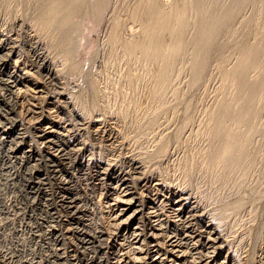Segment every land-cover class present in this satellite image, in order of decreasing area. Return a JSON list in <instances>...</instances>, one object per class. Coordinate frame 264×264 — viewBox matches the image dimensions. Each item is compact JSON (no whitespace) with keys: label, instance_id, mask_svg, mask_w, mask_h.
Returning <instances> with one entry per match:
<instances>
[{"label":"rangeland","instance_id":"1","mask_svg":"<svg viewBox=\"0 0 264 264\" xmlns=\"http://www.w3.org/2000/svg\"><path fill=\"white\" fill-rule=\"evenodd\" d=\"M45 1L0 0V59L5 58L4 65L0 64V264H68L72 260L88 264L96 256L108 264H154V258L146 253L149 240L210 230L209 237L200 236L201 244L189 236L183 250L196 246L203 258L209 252L211 264L221 260L223 264H264V112L252 121L256 130L250 135L240 169L223 171L212 165L209 156L218 144L212 146L207 136L210 113L224 97L235 93L234 87L224 82L222 71L239 59L237 44L264 38V23L260 33L250 30V21L258 9H264V0H237L232 19L219 34L218 47L212 50L199 81L190 82L188 56L184 60L187 65L181 64L184 69L162 95L160 83L154 79L155 67L131 62L122 55L120 41L139 36L141 23L133 21L130 14L141 0H108L101 19L94 22L84 20L83 13L96 0H76L80 8L73 16L65 17L61 11L48 24L42 22L48 11ZM261 18L264 20V15ZM112 32L120 38L118 43L110 41ZM24 69L27 76L22 74ZM124 75L134 79L133 85L125 82ZM9 76L18 86L34 82L42 89V118L57 131L47 137L52 141L50 150L3 86ZM94 79L105 93L101 95L104 100L94 94ZM98 100L112 110L99 108ZM111 115L122 130L116 146L95 130L100 118L107 123ZM60 142L67 153L65 163L56 161L49 152ZM27 146L33 149L30 156H13H20ZM14 147L20 152L11 153ZM65 180L73 185H66ZM118 188L129 190L128 196L141 205L136 218L125 223L115 217L112 207ZM175 189L188 196L181 224L174 223L178 219L170 209L178 197ZM70 199L76 208L68 206ZM192 205L196 211L191 210ZM157 218L162 220V228ZM64 219L73 228L69 238L49 237L45 253L42 228L49 222L58 228ZM154 222L157 224L152 225ZM88 236L95 239L94 245L102 241V251L97 252L92 243H83ZM139 236L143 242L138 241ZM217 243L219 249L215 248ZM183 256L173 255L174 263L182 264Z\"/></svg>","mask_w":264,"mask_h":264},{"label":"bare ground","instance_id":"2","mask_svg":"<svg viewBox=\"0 0 264 264\" xmlns=\"http://www.w3.org/2000/svg\"><path fill=\"white\" fill-rule=\"evenodd\" d=\"M75 1L76 0H46L45 4H46V8L48 9V11H47V15L42 17V22L48 24L49 21L54 19L57 16L58 12H61V11H64V13L66 15L65 17L73 16L75 14V11L79 10V8H80V4H75ZM107 1L108 0H96L93 3L89 4L87 6V8L85 9V13H83V14H85L84 20L94 22V21H98L99 19H101L102 13H103V10L107 4ZM236 2H238V1L232 0L231 3L226 4V3L220 2V0H141L140 3H137L138 5H136V8L134 6L135 9H133L132 10L133 12L130 14V17L133 21H138L141 23V28H139L140 29L139 30V36L134 38V39L120 41L121 49H122V55L125 58H127L128 60H130L131 62L141 61L144 63V65L145 64L146 65H152L155 67L154 79L157 80L158 83H160V87H161V89L159 88L160 89L159 90L160 95L163 94L166 85L168 83H170V81L173 80V78H176L175 76H177V75L179 76V74L182 71L181 69H184L183 68V66L185 64L184 60L186 61V58L188 56H190V59L188 58V60H189L188 66H190V71H191L190 72L191 73L190 74V76H191L190 82L195 83V82L199 81L200 76H201L203 69L205 68V66L208 62V59L211 55L212 50H214V48L218 47V36L224 28H227L226 27L227 24L232 19V14H233L232 11L234 9L233 7L235 6ZM45 4H44V6H45ZM45 11H43V12L45 13ZM262 15H264V9H258L255 19H252L250 21V23L252 24V27L250 28V30H252L254 33L258 34V33H260L259 31H261V29H263L264 20L261 18ZM130 33H133V32H130ZM109 39L112 42L117 41V43L120 40V38H117L113 32L110 34ZM236 47H237V50L240 52L239 59H237V61L234 62L230 68L224 69L222 71V77L224 79V82L226 83L227 87L228 86L230 88L234 87L235 93L234 94L232 93L233 95L229 98L224 97L225 99L223 98V101L220 102L221 104H219L217 109L214 108L215 111L212 110L213 113H210L212 124H211L210 130L208 129L210 131L209 135H207L209 137V141L212 144V146H215V144L217 146V144H218V146H217L218 148H216V151H211L213 153L210 154V156H209L210 162L215 167H217V168L219 167V169L220 168L224 169L223 171L229 170V169L233 170V168H234V170H235V168L240 169L242 167L243 162L245 161L244 158L246 159V155L248 153V147H249L248 142L250 143V139H251L250 135L256 130L255 125L253 124L252 121H254L256 118H258L260 113L264 112V71L262 72V70H261V69H264V38L263 37L259 38L257 43H250V42L247 43L246 41H244V42L238 43ZM4 59L5 58L0 59V64H3L5 62ZM182 63H184V64L181 65ZM187 63L185 65H187ZM26 72L28 73V71L25 70L22 74L27 76ZM252 72H255V74L253 73L254 75H251L250 73H252ZM220 74H221V72H220ZM127 75L126 76L124 75L125 76V78H124L125 82L128 84L134 83L133 82L134 79L131 76H127ZM32 83H34V82H32ZM32 83L26 82L22 86H18L17 83H15V80L11 79L9 76L8 78L3 80L2 84H3V86L5 85L6 89H8L12 93V94L11 93L10 94L13 95L12 97L14 98V101L17 102V104L19 106L18 110H20V113L22 112L25 115V118L27 119L26 122L31 124L32 126L33 125L35 126V129L38 130V132H39L37 134H39L40 137L44 139L45 143L47 144V145L45 144V146L47 147L48 150H50L51 149L50 144L52 141H51V139H48L47 137L50 136V134L54 133L56 130L54 129V124L48 123L47 120L46 121L43 120L44 117L42 118V116H44V113L41 112L42 110H40V108H41V104L42 105L45 104V99H44L45 95H43L42 89H40V87L38 89L37 86H35ZM35 84H37V83H35ZM92 86H93V89L95 90L94 94L99 95L103 99V97L101 96L103 91L101 90L102 92H100V89H99V86H98L96 80L94 81V85H92ZM123 86H125V85H123ZM222 87H223V85H222ZM103 94H105V93L103 92ZM156 96L158 97V95H156ZM102 101H99V103H96V105L99 108H102V109L105 108L107 110L108 108H106L107 107L105 105L106 103H103L104 101L103 102ZM81 105H82L81 108L83 110L84 104H81ZM110 109H108V110H110ZM233 109H236V111L233 112ZM108 110H107V112H109ZM111 113L113 114V112H110L109 114H111ZM115 113L116 112H114V114ZM83 114H85V113H83ZM45 115H47V114H45ZM106 117H107V115H106ZM100 119L98 121V123H100V124H98L95 127L97 134H100L101 137L105 134L106 141H108L109 143L114 144V145L119 144V142L122 138L120 136V133L122 130L120 131V127H119V125H117V121L112 120V119H114V116L111 115L107 119L109 121L107 123H105V121L103 122L102 120L100 121ZM56 133H57V131H56ZM207 133H208V131H207ZM52 140H54L53 137H52ZM103 141H104V139H103ZM54 145H55V143H54ZM62 146L63 145H61V142L57 143V146L52 151H49V152H50L51 157L56 159V161L65 163L64 161L66 159L67 153L63 152L64 150H62ZM21 151L22 152L17 150V147H14L11 150V153L14 154V153L20 152V154H19L20 156H18V154L13 155V156H17L18 158L21 159V157H23V156H27V155L30 156L31 153L33 152V149L30 146H27V148H24ZM132 158H133V156H132ZM207 162H208V160H207ZM61 166L64 167V165H61ZM232 170H230V171H232ZM101 171H103V170H101ZM101 173H103V172H101ZM32 178H33V176H32ZM64 183H66V185H68V186L73 185V183L69 180H65ZM152 185L153 184H151V186ZM154 187H156V186L154 185ZM35 188H36V186H35ZM116 191H117L116 197L115 196L112 197V200H111L112 207H114L115 217L118 220H120V223H125V222H127L126 220L131 221V220L135 219L136 215L140 212V207H139L140 204L138 205L136 203L137 201L133 202L131 199L133 197L128 196L127 192L129 190L126 191L125 189H121V188L119 189L118 188ZM176 191H178V190L175 189L174 192H176ZM157 192H159V191H157ZM176 193H178V192H176ZM181 194L182 193L177 194L178 197L176 199H174V201H173L174 203H172V206L170 207L171 211H173L172 213L174 214V217L176 216L178 219V220L174 221V223L179 222L180 224H181L180 219H182V217L184 216V215H182V212H184V209L186 208L185 207L183 209V207H184V205H187V202H188L187 201L188 196H184L183 194L182 195ZM154 196H156V195L154 194ZM158 196H159V194L157 193V197ZM163 196H165V195H163ZM171 196H173V195H171ZM159 198H162V197H159ZM73 200L74 199H72V200L70 199V201L68 203V206H71V208L74 207V205L71 204V202ZM191 204L192 203H190V205ZM76 207H74V208H76ZM190 208L193 211L195 209V206L192 205ZM73 210H75V209H73ZM195 211H196V209H195ZM72 212H74V211H72ZM151 213H153V216H154V213H156V212L152 211ZM149 214H150V212H149ZM23 215H24V213H23ZM141 215H143V214H141ZM186 215H188V214H186ZM194 215H195V213H194ZM150 217H151V215H150ZM154 219H156V218H154ZM184 219H185V217H184ZM189 220H190V218H189ZM68 221L69 220H67V219L61 220V223H59V225H58L60 227H58V228L56 227V225L54 226L53 224H50V222H49V224H46L42 228L41 233H40L41 239L43 240L42 243H44V245H45L48 242L47 239L51 236L56 237L58 235H63L62 237L69 238L70 233L73 230V228H72V226L69 225L70 223ZM147 221H149V220H147ZM184 222H185V220H184ZM150 224H151V222H150ZM156 224H157V222L156 223L154 222L152 225H156ZM185 224H186V222H185ZM158 225L161 228L163 227V222L161 219H158ZM140 228H142V226ZM205 228H206V226H205ZM152 230L153 229L151 228V231ZM163 230H164V228H163ZM184 231H185V229H184ZM196 232H195V234H196ZM209 232H211V230ZM209 232L207 233V232L202 231V233H199L197 235L192 236V234H189V236H192L190 238V239L194 240L192 242H197V241L199 242L200 236L204 235L207 238V236L209 237V234H210ZM133 233H131V234H133ZM135 233H136V230H135ZM141 233H144L143 230ZM156 233L154 234V232H153L154 235H156ZM159 233L157 234L158 236H159ZM211 233H213V232H211ZM161 234H162V232H161ZM35 236H36V234H35ZM142 236H143V234H142ZM189 236H188V234H186V235L181 234V236L170 234V236H168V238L166 240L164 238L165 241L163 239H162V241H160L158 239V237H156L157 239H154L151 241L149 240L148 244H150V245H148L149 248H148V250L146 249L147 250L146 253L149 256H151L150 258H154V261H156V263L154 262V264H160L161 261H163V262L172 261V263H170V264H176V263H174V262H176V260L174 258H172L173 255H175V254L181 255V256L183 254L185 255L181 259L182 264H211V263H209L210 262L209 261V254L210 253L209 252H207V254L209 253L208 255L206 253H204L203 255L205 257L203 258L199 254L200 250L196 249V246L194 247V246L189 245L191 247L188 248V245L186 244L187 246H185V247L188 249L183 250L184 248H182L183 247L182 245H185V240L189 239ZM161 238H163V235ZM140 239H142L141 241L143 242V238L142 237L140 238V236H139L138 241ZM215 239H216V237H215ZM94 240L95 239H93L91 236H88L87 238L86 237L84 238L83 243L86 245L87 244L91 245V243H92L94 247L96 246L95 250L97 252L102 251V249H103L102 247L104 246V245L103 246L101 245L102 241L99 242L98 245H94V243H93ZM209 241H211V240H209ZM135 242H136V240H135ZM46 245L44 247H42L44 249L45 253H46V250H48V248H49ZM142 245L141 246L139 245V246L142 247ZM42 246H43V244H42ZM134 246H136V245L134 244ZM211 246H213V245L211 244ZM140 247H138V248L136 247V248L139 249ZM213 247H215V246H213ZM219 247H220V245L216 246L215 248L219 249ZM127 251H129V250H127ZM123 252H125V251H123ZM201 253H203V252L201 251ZM217 253H219V252H217ZM73 257H74V255H73ZM144 257L145 256H142L143 259H144ZM138 258H141V257H138ZM158 258L161 259V261H158L157 260ZM214 258H216V254L214 255ZM86 260H87V258H86ZM138 261H139V259H138ZM88 262H85V263H88V264H108V262H103V260L100 258V256L99 257L98 256L93 257ZM216 262H218V261H216ZM223 263H224V260H221L218 262V264H223ZM68 264H75V262L72 260ZM140 264H142V263H140Z\"/></svg>","mask_w":264,"mask_h":264}]
</instances>
